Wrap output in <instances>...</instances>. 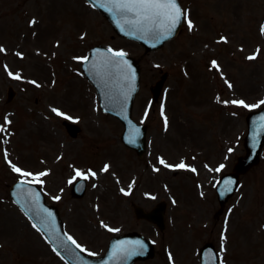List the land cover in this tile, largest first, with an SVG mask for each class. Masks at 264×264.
Returning <instances> with one entry per match:
<instances>
[{
	"label": "rangeland",
	"instance_id": "374dc122",
	"mask_svg": "<svg viewBox=\"0 0 264 264\" xmlns=\"http://www.w3.org/2000/svg\"><path fill=\"white\" fill-rule=\"evenodd\" d=\"M179 1L187 12L179 34L145 54L117 37L85 0H0V126L6 129L0 132V264H65L13 204L10 185L33 181L13 164L34 175L49 173L42 185L33 183L91 257L101 256L111 237L137 232L156 253L138 264H199L205 243L213 244L220 264H264V148L221 213L215 192L217 180L245 154V117L264 105L231 103L264 100V0ZM97 45L140 60L133 120L148 129L141 159L121 143L123 126L102 113L76 59ZM163 74L167 81L152 103L149 88ZM8 88L15 97L7 103ZM52 108L72 117L81 130L75 139L62 126L68 119ZM161 158L197 171L166 168ZM77 169L96 176H88L86 194L76 200L70 187L80 179ZM159 202L166 203L163 231L133 213L135 205L149 210Z\"/></svg>",
	"mask_w": 264,
	"mask_h": 264
},
{
	"label": "water",
	"instance_id": "95a60500",
	"mask_svg": "<svg viewBox=\"0 0 264 264\" xmlns=\"http://www.w3.org/2000/svg\"><path fill=\"white\" fill-rule=\"evenodd\" d=\"M94 8L111 24L115 33L123 38L133 40L145 48V52L154 51L163 46V44L172 39L177 33L181 22L167 39H156L151 33L142 34L130 29L129 25L118 20L107 7H101L103 0H87ZM111 54L107 48L98 46L90 50L89 59L82 65L84 76L94 87L100 107L103 113L117 118L124 126L122 142L125 146L136 151L141 157L145 152V135L146 128L136 125L131 118V112L135 96L139 89L140 70L138 63L131 57L126 56L124 59L131 65L128 69L125 65L123 71L105 66V59ZM132 70L135 72V78L132 79ZM165 76L162 77L154 87L151 88L153 98L156 100L159 96ZM9 100L12 99L13 93L9 92ZM248 134L245 138L246 155L237 160L233 173L225 176L223 184L219 186L218 199L220 207L234 194L238 186L239 176L245 174L251 167L259 161V155L264 145V109L259 112L250 114L247 117ZM71 136L75 137L79 129L67 123H64ZM228 189H231L230 191ZM36 193H39L38 199ZM85 193V183L78 182L72 189V195L80 198ZM10 195L16 205L25 213V215L42 228V232L56 252L63 258L67 264H133L138 260H146L153 256V246L136 233L126 234L113 238L110 242L107 253L99 259H92L84 255L70 241L67 240L58 211L55 207L45 204L41 191L35 186L28 183H17L10 189ZM165 204L161 203L150 213H144L142 209L135 208V214L138 218H143L156 224L161 230L164 227L163 213ZM51 217H48V213ZM40 217H46L48 220L47 228L40 225ZM141 241L146 247L139 249L135 247L134 242ZM124 246L131 254H118L113 256L114 249ZM201 264H218L217 255L214 253L210 244L205 245L200 250Z\"/></svg>",
	"mask_w": 264,
	"mask_h": 264
},
{
	"label": "snow or ice",
	"instance_id": "6c2138e0",
	"mask_svg": "<svg viewBox=\"0 0 264 264\" xmlns=\"http://www.w3.org/2000/svg\"><path fill=\"white\" fill-rule=\"evenodd\" d=\"M101 7H107V10L112 13L114 17H117L118 20H123V23L129 25L130 29L133 31H138L142 34L151 33L154 38L156 39H167L169 35L175 30L176 26L181 22L182 15L184 17L187 16V12H182L181 7L178 4V0H103V3L100 5ZM31 23H35V20L31 21ZM188 27L191 30L193 27L192 21L188 20ZM262 31H264V26H262ZM4 49L0 48V52H3ZM107 52L111 55L108 56L104 63L105 66H111L113 68L119 69L123 71V67L126 65L128 69H131V65L128 64V62L124 59L127 56V53L124 51H114L113 49L109 48L107 49ZM19 55V53H17ZM255 56H249L248 59L252 60L255 59ZM76 59L87 61L88 57H78ZM213 66L218 67L216 65V62L213 61ZM9 75L12 76L14 79H21L19 74L13 75L11 72H9ZM135 78V72L132 70V79ZM32 83H35V81H32ZM39 86V85H37ZM231 87V85H229ZM227 103V102H225ZM233 104L241 105L245 108H257L260 105L264 104V100H261L259 104L255 105H248L243 100H233L231 101ZM52 112L55 113L57 116H63L65 119L71 120L72 117L66 116L65 113L61 112L57 108H52ZM147 114V113H146ZM163 115V108L162 113ZM5 123H10V121H5ZM168 121L167 117H165V126L167 127ZM6 129L2 126H0V132L5 131ZM231 151V149H229ZM5 158H7V153H5ZM160 164H162L166 168H176V169H186L196 172V169L194 167L189 168L185 163L181 162L176 165H171L165 162L164 159H160ZM12 170L16 173H19L21 176L24 177H33V181H22L21 183H31L35 182L37 184H43L44 181L41 179V177L47 176L48 172H40L38 174H33L32 172L23 171L21 168L17 167L16 165H11ZM109 165L105 164L102 171L107 172L109 170ZM224 166L220 165V167L216 168L215 171L219 172ZM155 171H159V169H154ZM76 176L80 177L81 179H87L88 176L95 177L96 173L89 170L87 174L83 173L79 169L76 170ZM69 183H72V181H69ZM229 191L231 189H228ZM123 192L124 190L121 189ZM125 195L128 193L125 192ZM39 193H36V198L38 199ZM154 198V197H153ZM54 199L59 200L60 197L56 196ZM175 203V201H173ZM48 217H51V213L49 212ZM40 225L43 226L44 229L47 228L48 220L46 217H40ZM33 228H35L37 231H42L41 227H38L36 223H33ZM105 227H107L105 225ZM108 231H119V229H112L108 228ZM65 236L67 237L68 241H71L73 245H75L76 248L80 249L81 252L86 251L84 248L79 245L75 239H73L72 236L67 235L65 233ZM135 247L139 249H144L146 245L141 241H135L134 242ZM53 251H56L55 248H53ZM59 255V253L57 252ZM118 254H131L128 252V249L124 246L118 247L114 249L113 256H117ZM88 255H95L94 253L89 252ZM169 260H172L171 254H169ZM221 264H223V261H221Z\"/></svg>",
	"mask_w": 264,
	"mask_h": 264
},
{
	"label": "bare ground",
	"instance_id": "6f19581e",
	"mask_svg": "<svg viewBox=\"0 0 264 264\" xmlns=\"http://www.w3.org/2000/svg\"><path fill=\"white\" fill-rule=\"evenodd\" d=\"M192 167H194L196 169V166H192ZM201 173L203 174V177L206 175V173L203 171V169H201ZM196 187L198 188L199 192L203 194V187L201 185H197ZM243 229L246 230V228H243Z\"/></svg>",
	"mask_w": 264,
	"mask_h": 264
}]
</instances>
